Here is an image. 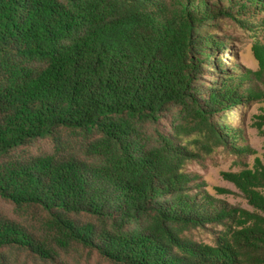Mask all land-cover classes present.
Returning a JSON list of instances; mask_svg holds the SVG:
<instances>
[{
  "label": "trees",
  "instance_id": "obj_1",
  "mask_svg": "<svg viewBox=\"0 0 264 264\" xmlns=\"http://www.w3.org/2000/svg\"><path fill=\"white\" fill-rule=\"evenodd\" d=\"M230 12L207 0H0V198L17 214L0 213V264L86 253L264 264V227L230 234L233 208L195 190L180 140L192 117L228 143L213 117L252 95L209 26Z\"/></svg>",
  "mask_w": 264,
  "mask_h": 264
},
{
  "label": "rangeland",
  "instance_id": "obj_2",
  "mask_svg": "<svg viewBox=\"0 0 264 264\" xmlns=\"http://www.w3.org/2000/svg\"><path fill=\"white\" fill-rule=\"evenodd\" d=\"M196 1L201 4L203 0ZM207 2L211 8L223 5L231 11L222 20L213 19L209 26L227 46L219 49L218 58L225 67L238 70L231 73V78L240 90L251 91L252 95L234 110L225 109L213 117L216 130L230 134L228 143L219 145L206 131H200L192 117L178 122L186 126L180 140L194 154L185 170L194 177L195 190L201 197L233 208L234 219L225 218L232 234L264 227V0H230L231 5L228 0ZM203 78L205 82L212 81L209 75ZM172 120L169 117L162 122L161 129L173 134ZM47 147V143L40 145ZM0 213L17 218L14 207L1 198ZM197 238L214 243L210 236L199 234ZM82 264L109 263L86 253Z\"/></svg>",
  "mask_w": 264,
  "mask_h": 264
}]
</instances>
